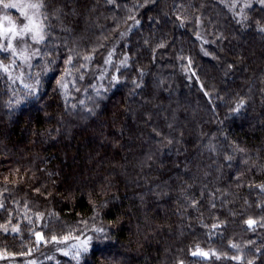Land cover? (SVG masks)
Returning <instances> with one entry per match:
<instances>
[{
  "label": "trees",
  "instance_id": "1",
  "mask_svg": "<svg viewBox=\"0 0 264 264\" xmlns=\"http://www.w3.org/2000/svg\"><path fill=\"white\" fill-rule=\"evenodd\" d=\"M45 4L0 78V264H264V2Z\"/></svg>",
  "mask_w": 264,
  "mask_h": 264
},
{
  "label": "snow or ice",
  "instance_id": "2",
  "mask_svg": "<svg viewBox=\"0 0 264 264\" xmlns=\"http://www.w3.org/2000/svg\"><path fill=\"white\" fill-rule=\"evenodd\" d=\"M264 2V0H262ZM0 5L4 9H20V14L23 19L17 24L9 16H5L4 20L7 21V25L0 23V53L6 54L5 59H8V63H4L3 60H0V78L7 77L13 85L17 81H23L25 78H31V73L27 72V69H31L33 64L31 61L39 56L47 55V51H43L39 48L33 50L32 44H45V41L51 37V32L48 29L51 27L50 24L45 23L48 20V16L45 11L46 8L45 0H23L22 3L14 2V0H0ZM29 41L31 43H29ZM47 45L45 44V49ZM84 59L91 60V56H85ZM17 60L21 61L20 64H17ZM71 57L68 58L66 63L71 64ZM110 62L106 60L105 63ZM83 67V65L81 66ZM19 70V71H17ZM14 73H16L14 75ZM70 72L65 73V75H70ZM83 79V76L80 77ZM117 80L116 77L112 78ZM36 83H39V80H36ZM58 84L61 87H66L63 82L58 81ZM23 87L27 89L28 95H35L36 87L33 84L24 83ZM19 103V100H17ZM254 223L253 221H248V224ZM100 231H103L101 229ZM67 239V238H65ZM53 240H56V237H53ZM90 238L85 239L80 242L79 245H73L75 249L73 259L79 260L81 252L88 251V244ZM233 247H236L233 245ZM67 255L68 253H64ZM202 255H206L201 253ZM239 259V257H235ZM251 264V262H249Z\"/></svg>",
  "mask_w": 264,
  "mask_h": 264
},
{
  "label": "rangeland",
  "instance_id": "3",
  "mask_svg": "<svg viewBox=\"0 0 264 264\" xmlns=\"http://www.w3.org/2000/svg\"><path fill=\"white\" fill-rule=\"evenodd\" d=\"M235 1H239V2L241 1V3H243V4H246V3L250 2V0H235ZM6 2H8V0ZM14 2H17L19 4V3H22L23 0H14ZM5 16H9L17 24H19V22L23 19V17L20 14V9L19 8H16V9H4L2 7V5H0V23L7 25V21L4 20ZM29 43H31V42L29 41ZM32 49L33 50L36 49L35 44H32ZM17 61L21 63V61H19V60H17ZM81 241H83V240H73V242L69 241L67 244H69V243H71V244H69V248H67L66 251H68L70 253H74L75 249L72 246L73 245H79Z\"/></svg>",
  "mask_w": 264,
  "mask_h": 264
}]
</instances>
